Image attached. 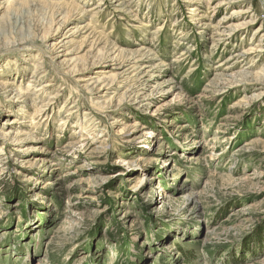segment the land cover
<instances>
[{"label": "rangeland", "instance_id": "1", "mask_svg": "<svg viewBox=\"0 0 264 264\" xmlns=\"http://www.w3.org/2000/svg\"><path fill=\"white\" fill-rule=\"evenodd\" d=\"M7 1L0 264H264V0Z\"/></svg>", "mask_w": 264, "mask_h": 264}, {"label": "bare ground", "instance_id": "2", "mask_svg": "<svg viewBox=\"0 0 264 264\" xmlns=\"http://www.w3.org/2000/svg\"><path fill=\"white\" fill-rule=\"evenodd\" d=\"M4 4H9V2L7 1L6 2V0H1V3H0V5L2 6V5H4ZM102 5V3H100V6ZM59 55V54H58ZM5 75V74H4ZM34 149H37L36 147H34ZM193 194V192L191 193V194H187V196H185V197H183V198H185L184 199V201L185 202H189V203H194L195 202V199H196V195H192Z\"/></svg>", "mask_w": 264, "mask_h": 264}]
</instances>
